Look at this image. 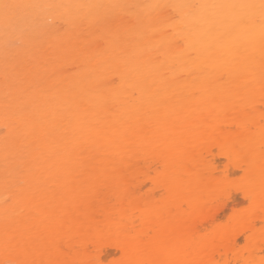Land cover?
<instances>
[{
    "label": "bare ground",
    "instance_id": "obj_1",
    "mask_svg": "<svg viewBox=\"0 0 264 264\" xmlns=\"http://www.w3.org/2000/svg\"><path fill=\"white\" fill-rule=\"evenodd\" d=\"M132 11L99 9L98 22L82 19L83 8L21 7L11 21L0 17V177L6 152L10 166L37 173L47 174L58 159L66 161L61 180L43 189L42 201L44 208L64 215V227L52 228L48 218L27 215L25 209L15 224L19 246L6 253L0 214V261L72 264L103 248V255H118L116 264H264V156L259 137L249 139L246 117L233 96L243 83L238 69L251 58L255 79L246 91L254 93L255 110L247 118L258 132L264 115L258 32L251 37L254 44L222 56L203 53L195 59L190 51L191 59H173L126 32ZM117 34L122 38L116 39ZM21 35L23 39H15ZM231 145L248 159L230 157ZM243 168L252 183L241 187ZM97 176L100 180L92 186L90 180ZM225 178L231 194L221 200L217 183ZM66 181L74 185V197L66 195ZM241 203L248 205L236 212ZM228 208L233 212L221 224ZM125 239L131 241L127 251ZM240 240L248 245L247 255L237 247Z\"/></svg>",
    "mask_w": 264,
    "mask_h": 264
},
{
    "label": "snow or ice",
    "instance_id": "obj_2",
    "mask_svg": "<svg viewBox=\"0 0 264 264\" xmlns=\"http://www.w3.org/2000/svg\"><path fill=\"white\" fill-rule=\"evenodd\" d=\"M21 7H42L45 10H55L63 8L66 11L72 8L87 9L82 19H89L92 22H98L102 19L98 15L99 9L108 8H128L134 9L129 13L126 23L129 25L127 31L135 36L137 40L150 42V46L160 54L168 53L173 59H184L189 56V52H195V59L203 53L209 56L213 52L224 55L238 50L241 47L251 46L254 40L251 39L253 34L258 32V40L261 49L260 61V93L262 102H264V0L259 4H188V3H144L132 5H115V4H95V5H20L12 0H0V17L6 21H11L17 17V10ZM246 10V11H239ZM215 34V35H213ZM211 37L207 44L204 41ZM116 39L122 37L117 34ZM15 39H23V36H17ZM14 44L15 40L9 41ZM202 46V47H199ZM163 50V51H162ZM252 60L248 58L246 64L239 69V75L243 83L238 85L234 91V103L239 110L244 113V127L250 133L249 139L255 136L259 137L261 144V154L264 156V115L259 121L260 128L257 132L254 123L247 117L251 116L255 110V97L250 89L252 81L255 79V73L251 70ZM133 88L135 85L132 86ZM131 99L135 98L134 91L130 93ZM130 102V101H127ZM5 126L7 127V109L5 105ZM260 111L264 113V108ZM229 156L235 157L238 161L248 159L242 154V150L235 145L229 146ZM9 155H5V167L3 175L0 177V214L4 218L3 226V247L4 251H14L19 246L17 239V230L15 224L20 213L27 209L26 214L43 215L50 221V227L63 228L65 225L64 215L57 216L55 209H46L42 206L44 199L43 189L53 183H57L62 178V173L66 169V161H54L51 169L47 174L44 172H32L25 170L21 166H10L8 163ZM251 161L249 160V163ZM244 175L241 176L240 186H247L252 183V177L246 168H243ZM100 177H94L90 184L94 186ZM225 180L217 183V189L221 200H225L231 194V189ZM262 182H264V169H262ZM62 187L66 189V195L74 197L76 192L74 185L65 182ZM104 235L100 234V242L103 243ZM131 241L125 239L124 247L127 251ZM0 264H31L28 261H17L6 259L0 261ZM72 264H105L103 257V248L97 253L89 255L85 259L73 261ZM116 264V262H113ZM119 264H133L132 261H121Z\"/></svg>",
    "mask_w": 264,
    "mask_h": 264
},
{
    "label": "rangeland",
    "instance_id": "obj_3",
    "mask_svg": "<svg viewBox=\"0 0 264 264\" xmlns=\"http://www.w3.org/2000/svg\"><path fill=\"white\" fill-rule=\"evenodd\" d=\"M234 179H238L240 174H234L233 175ZM233 185L236 184L235 181H233ZM146 188V187H145ZM143 188V189H145ZM155 198H158L160 197V192L159 191H156L155 192ZM239 199V198H238ZM248 204H245V203H241V205L239 204L237 207H236V212H239L243 207L247 206ZM233 212V209L232 208H228L222 215L221 217V220H220V223H227L228 222V219H229V216L230 214ZM237 247L238 249L242 250L245 255L248 254V245L247 243L244 241V240H240L239 243L237 244ZM117 254H114V255H103L104 257V260H105V264H113V262L115 261V259L117 258Z\"/></svg>",
    "mask_w": 264,
    "mask_h": 264
}]
</instances>
